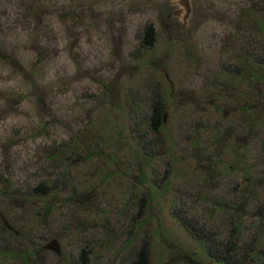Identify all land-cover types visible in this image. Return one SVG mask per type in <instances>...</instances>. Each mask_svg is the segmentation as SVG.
I'll use <instances>...</instances> for the list:
<instances>
[{
    "label": "rangeland",
    "instance_id": "374dc122",
    "mask_svg": "<svg viewBox=\"0 0 264 264\" xmlns=\"http://www.w3.org/2000/svg\"><path fill=\"white\" fill-rule=\"evenodd\" d=\"M256 2L264 10V0H190L184 27L180 0H0V212L21 233L8 246L40 250L39 264H83L84 250L85 264H130L142 246L150 264H213L174 218L184 196L182 214L220 245L235 229L242 252L264 251V180L242 202L235 164L264 175L261 136H247L234 105L213 113L237 91L264 98L263 77L227 76L234 54L248 60L264 44L247 13ZM217 85L234 95L213 100ZM155 98L167 101L158 134ZM208 121L221 138L204 131ZM213 203L238 211L230 219ZM53 239L60 260L41 250ZM3 240L0 225V250Z\"/></svg>",
    "mask_w": 264,
    "mask_h": 264
},
{
    "label": "trees",
    "instance_id": "16d2710c",
    "mask_svg": "<svg viewBox=\"0 0 264 264\" xmlns=\"http://www.w3.org/2000/svg\"><path fill=\"white\" fill-rule=\"evenodd\" d=\"M247 13L248 15H251L253 19L254 18L258 19L257 20V30L255 33H256V37L258 36V38L260 39V36L263 35V32H264V10H262L259 3L256 2V4H254V6H252L251 9ZM72 19L76 21L77 18L73 17ZM156 36L157 35H156V31L154 27L151 25L147 26L145 28L144 36H143L144 45L149 48H152L156 42ZM260 46H261L260 52L262 53L259 52L253 58H250L248 60H243L242 59L243 56L241 54L240 55L234 54V56H236L235 60L238 59V63H237L238 69L230 73L228 70L227 76L228 77L232 76V78L238 79V80H243V78L246 77L247 82H249L250 77L252 78L263 77L264 78V44ZM234 90H236V88ZM237 90H239L238 87H237ZM247 91L248 90L246 89V92ZM234 92L235 91L229 88L226 89L223 86L217 85V91L215 92V96L214 94H212L211 96L213 100L217 97V101H222V100L225 101L227 100L228 97L234 95ZM237 92H238L237 100L232 103L224 104V106H220V104H218V102H216V99H215V107L213 109V113L217 117L221 116L223 115L222 114L223 112H227L230 110L229 106L231 107L232 105H234L235 106L234 109H236L237 112H239L242 116H244V121H243L244 126L243 127L246 130V132L249 133L247 134V136H251L253 131L255 132L254 136L258 137L260 135L261 142L258 144V146L260 150H264V133H263V130H264V98L262 97V95L256 98L253 92L250 97H248L249 94H241L239 93V91ZM169 94H170V97H173L171 91ZM252 100H255V102H252ZM166 102H167L166 100L162 101V99L155 98L153 99L151 103L150 127L154 134H158L163 126V118H164L163 111H164ZM246 109L252 111V113L248 116V118L246 114L243 113L244 110ZM236 110H233V111H236ZM210 124H211L210 121L205 123L204 131L211 133V135H213V138L214 137L221 138L222 134H221L220 126L218 125V131H217L215 126L210 125ZM230 129L234 131L235 127L234 126H232V128L231 126L226 127V131ZM199 140L201 141L200 143L202 145V146L200 145L201 150L204 153H205V150H207L208 153H211V149L213 148L214 144L212 143L210 145L207 143L208 144L207 145L204 139H199ZM139 142L143 144V152L146 157L145 159L155 160V158L157 157L156 153H153L152 151L151 152L147 151L149 148L148 147L149 141L146 139L145 140L142 139L140 136ZM233 152L237 154H241L238 148H234ZM246 155L248 154H245V156ZM238 161L239 162L235 161V164L240 165L239 166L241 169L240 173L243 175V178L245 180V185H247V187L244 191H240L239 193H237V196H239L242 202H244L247 199H250L249 196L252 190L260 188V185H261L260 181L264 180V175L262 174L263 171L257 170L255 168L252 169L249 162L242 161V160H238ZM203 177H200V181ZM201 186H203V184ZM49 192L50 190L48 188H44L42 190L43 195H48ZM183 198L179 199V201L182 204L173 213L174 218L180 224V226L183 227L190 234V236L194 240H196L197 243H199V245L203 248L204 250L203 255L209 263H213V264H264V251L263 250L260 253H255L254 251L253 253L249 251L242 252L238 246L239 244H236L235 242L232 241L231 237L233 235L236 236L235 229L232 230V233L230 234V238H228L226 244L220 245L218 241L219 238L216 236V234H214L211 231H206L204 227L203 228H201L200 226L198 227L193 220L188 219L186 215H183L184 206L182 205L185 203V200ZM224 206L225 205L220 206L217 203H213V210L217 214V211L222 212L223 210L228 209L230 211V219H233L235 212L237 213L238 211V208L228 207V206H226L227 208H223ZM211 214L213 215V213ZM232 214L234 215L231 217ZM0 225H1V228L5 236V240L3 241H6L5 245L0 250V258L6 260L7 262L16 261L18 262V264H39V261L41 259L40 250L38 251L36 249H33L31 251L28 250V252L21 251V249H18L16 247L17 244L16 245L13 244L14 246L13 248L9 247L8 246L10 245L9 243H12V242L18 243V239L21 238V233L17 231L12 225L11 226L19 233V235H16L14 232L7 230L6 227L3 225V223L1 222V220H0ZM238 236L239 235H237L236 237ZM237 239L239 240V237ZM41 250L46 253H52L49 251H44L43 249ZM83 254L84 255L82 256V261H83V264H85L86 262L84 258L87 254V251L84 250ZM61 258H62V255L57 256L58 260H60ZM130 264H150L148 252L144 246H142V248L136 252V254L134 255V260ZM174 264H179V263L174 262ZM189 264H195V263L190 262Z\"/></svg>",
    "mask_w": 264,
    "mask_h": 264
},
{
    "label": "water",
    "instance_id": "95a60500",
    "mask_svg": "<svg viewBox=\"0 0 264 264\" xmlns=\"http://www.w3.org/2000/svg\"><path fill=\"white\" fill-rule=\"evenodd\" d=\"M179 6L184 10V16H183V24L184 27L187 26V19L190 17L192 13L190 0H180ZM0 220L3 223V225L6 227L7 230L14 232L16 235H19V233L11 226L9 221L5 218V216L0 212ZM44 251H49L54 253L57 256H61V246L58 243L57 240L53 239L49 243H47L45 246H43Z\"/></svg>",
    "mask_w": 264,
    "mask_h": 264
}]
</instances>
